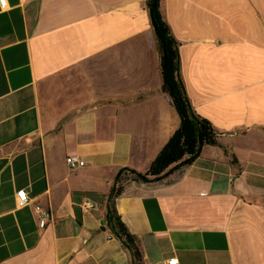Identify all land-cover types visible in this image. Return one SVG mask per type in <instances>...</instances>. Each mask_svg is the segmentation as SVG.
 I'll use <instances>...</instances> for the list:
<instances>
[{
  "label": "crops",
  "instance_id": "crops-1",
  "mask_svg": "<svg viewBox=\"0 0 264 264\" xmlns=\"http://www.w3.org/2000/svg\"><path fill=\"white\" fill-rule=\"evenodd\" d=\"M160 10L219 145L161 182L127 181L118 215L142 264H264V0ZM162 83L147 0L0 6V264H133L107 203L119 171L146 172L180 125ZM34 205L53 216L43 229Z\"/></svg>",
  "mask_w": 264,
  "mask_h": 264
},
{
  "label": "trees",
  "instance_id": "trees-1",
  "mask_svg": "<svg viewBox=\"0 0 264 264\" xmlns=\"http://www.w3.org/2000/svg\"><path fill=\"white\" fill-rule=\"evenodd\" d=\"M160 3L161 0H147L160 54L162 92L170 97L179 115L180 125L146 172L122 168L117 175L114 189L112 187V194L109 195L107 203L109 226L129 250L133 264L143 262L139 240L128 231L115 206V199L123 193L127 181L161 182L173 172L193 164L204 146L219 145L220 137L212 124L195 112L190 102L180 74L179 43L163 20Z\"/></svg>",
  "mask_w": 264,
  "mask_h": 264
},
{
  "label": "built area",
  "instance_id": "built-area-1",
  "mask_svg": "<svg viewBox=\"0 0 264 264\" xmlns=\"http://www.w3.org/2000/svg\"><path fill=\"white\" fill-rule=\"evenodd\" d=\"M6 5H7V0H3V2L0 3L1 8H5ZM66 163L68 164L69 168L72 170L82 168L86 165L83 160L75 156L67 157ZM31 203L32 202L29 199L26 190L22 189L16 192V204L19 208L29 206ZM80 207L82 211L85 213L91 210L98 209L100 205L90 200H84L80 204ZM33 210L40 228L42 229L45 228L53 220V216L48 209L40 205H34ZM156 264H179V260L177 257H172L169 259L161 260Z\"/></svg>",
  "mask_w": 264,
  "mask_h": 264
},
{
  "label": "water",
  "instance_id": "water-1",
  "mask_svg": "<svg viewBox=\"0 0 264 264\" xmlns=\"http://www.w3.org/2000/svg\"><path fill=\"white\" fill-rule=\"evenodd\" d=\"M116 181H117V177H116V180H115V183H114V185H113V189H114V187H115V185H116ZM112 194V191H111V193H110V195ZM110 197V196H109ZM118 237V236H117ZM119 238V237H118Z\"/></svg>",
  "mask_w": 264,
  "mask_h": 264
},
{
  "label": "snow or ice",
  "instance_id": "snow-or-ice-1",
  "mask_svg": "<svg viewBox=\"0 0 264 264\" xmlns=\"http://www.w3.org/2000/svg\"><path fill=\"white\" fill-rule=\"evenodd\" d=\"M3 2V0H0V3H2Z\"/></svg>",
  "mask_w": 264,
  "mask_h": 264
}]
</instances>
